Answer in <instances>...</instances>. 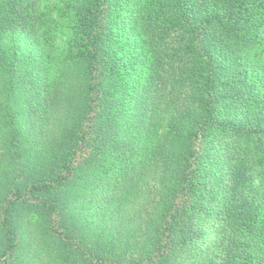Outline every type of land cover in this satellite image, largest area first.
I'll return each instance as SVG.
<instances>
[{
    "label": "trees",
    "instance_id": "obj_1",
    "mask_svg": "<svg viewBox=\"0 0 264 264\" xmlns=\"http://www.w3.org/2000/svg\"><path fill=\"white\" fill-rule=\"evenodd\" d=\"M0 264H264V0H0Z\"/></svg>",
    "mask_w": 264,
    "mask_h": 264
},
{
    "label": "rangeland",
    "instance_id": "obj_2",
    "mask_svg": "<svg viewBox=\"0 0 264 264\" xmlns=\"http://www.w3.org/2000/svg\"><path fill=\"white\" fill-rule=\"evenodd\" d=\"M56 1L57 0H51V6H53Z\"/></svg>",
    "mask_w": 264,
    "mask_h": 264
}]
</instances>
